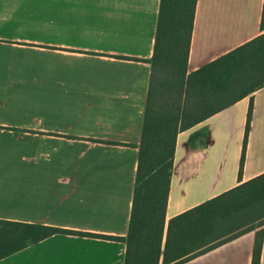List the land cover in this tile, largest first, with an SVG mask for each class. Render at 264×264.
I'll return each mask as SVG.
<instances>
[{
  "label": "crops",
  "instance_id": "crops-1",
  "mask_svg": "<svg viewBox=\"0 0 264 264\" xmlns=\"http://www.w3.org/2000/svg\"><path fill=\"white\" fill-rule=\"evenodd\" d=\"M159 3L0 0V220L126 236L150 66L119 57H151ZM263 3L197 0L187 72L264 34ZM249 101L177 135L166 223L264 173L262 87L238 179ZM196 132L206 138L190 147ZM259 229L184 264H251ZM124 254L120 241L55 234L0 264H123Z\"/></svg>",
  "mask_w": 264,
  "mask_h": 264
},
{
  "label": "trees",
  "instance_id": "trees-1",
  "mask_svg": "<svg viewBox=\"0 0 264 264\" xmlns=\"http://www.w3.org/2000/svg\"><path fill=\"white\" fill-rule=\"evenodd\" d=\"M196 1L160 0L151 57H119L150 66L126 236L0 220V260L55 234H66L123 242V264H184L264 225V173L165 222L177 135L248 97L240 179L252 94L264 87V34L187 72ZM263 18L264 3L262 23ZM205 138V133L196 132L187 144L195 147ZM262 244L259 229L251 264H260Z\"/></svg>",
  "mask_w": 264,
  "mask_h": 264
}]
</instances>
